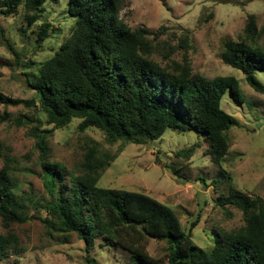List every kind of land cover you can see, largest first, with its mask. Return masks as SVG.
Masks as SVG:
<instances>
[{
    "label": "trees",
    "instance_id": "16d2710c",
    "mask_svg": "<svg viewBox=\"0 0 264 264\" xmlns=\"http://www.w3.org/2000/svg\"><path fill=\"white\" fill-rule=\"evenodd\" d=\"M46 1L0 0V13L8 17L22 7L27 26H31L39 20ZM123 6L124 0H68L67 12L75 18L73 31L29 80L47 124L58 129L79 119L82 132L94 128L102 131L108 142L138 145L160 139L168 128L194 130L210 140L213 160L219 163L229 149L227 133L237 124L221 102L228 90L236 101H243L239 79L233 75L209 79L192 73L189 63L172 58L175 51L184 50V60L188 59V36L177 43L170 38L154 42L157 35L149 36L155 32L132 28L122 20ZM50 27L48 22L42 26L39 43L49 37ZM259 34L256 15L251 14L245 35L241 40H227L221 58L241 70L255 90L264 92V85L254 75L256 70H264ZM156 55L169 64L163 65ZM3 102L36 104L33 99H15L0 92ZM51 132L34 130L49 195L45 208L54 218L52 224L64 233H76L87 250L100 237L104 243L128 251L131 264H264V200L260 196L235 189L219 195L216 204L240 209L244 224L230 231L213 230L214 244L205 249L192 238L198 219L186 229L172 207L151 195L98 185L116 157L100 143L93 141L86 148L84 160L75 170L68 172L60 163L51 162ZM7 158L0 139V161H5L0 168V215L9 227L27 222L29 216ZM151 237L167 243L166 258L149 254ZM16 245L13 234L0 233V261L13 248L16 251ZM88 261L97 264L95 259Z\"/></svg>",
    "mask_w": 264,
    "mask_h": 264
},
{
    "label": "rangeland",
    "instance_id": "374dc122",
    "mask_svg": "<svg viewBox=\"0 0 264 264\" xmlns=\"http://www.w3.org/2000/svg\"><path fill=\"white\" fill-rule=\"evenodd\" d=\"M67 3L68 0H47L39 20L31 26H27L22 7L8 17L0 13V92L36 102L33 106L0 103V139L29 216L27 222L7 227L0 215V233L13 234L18 242L16 251L10 250L0 264H95L88 258L97 264H131V255L125 249L98 237L87 250L76 233H64L52 224L54 218L45 208L49 195L35 129L52 130L48 136L49 160L60 163L68 172L78 168L93 141L100 143L103 150L116 157L102 173L99 186L151 195L172 207L186 229L198 219L192 238L199 246L211 249L213 230L230 231L244 224L240 209L216 204L219 195H228L235 189L264 200V92L255 90L241 70L221 58L227 40H241L245 35L251 14L256 15L260 44L264 46V0H124L120 13L130 27L155 32L149 36L157 35L154 42L170 38L177 43L188 36V59L184 60V50L175 51L172 58L189 63L192 73L209 79L228 75L239 79L243 101H236L228 90L221 102L237 124L227 133L229 149L219 163L213 160L210 140L194 130L168 128L160 139L138 145L108 142L104 133L94 128L82 132L78 129L79 119L58 129L47 124L29 80L39 64L51 58L73 31L75 18L68 14ZM46 22L51 24L49 37L39 43L37 39ZM155 58L163 65L169 64L160 55ZM254 75L264 85V70H256ZM4 163L0 161V168ZM166 250L165 241L149 239L150 255L164 259Z\"/></svg>",
    "mask_w": 264,
    "mask_h": 264
},
{
    "label": "water",
    "instance_id": "95a60500",
    "mask_svg": "<svg viewBox=\"0 0 264 264\" xmlns=\"http://www.w3.org/2000/svg\"><path fill=\"white\" fill-rule=\"evenodd\" d=\"M263 125H264V121H263V123H262Z\"/></svg>",
    "mask_w": 264,
    "mask_h": 264
}]
</instances>
